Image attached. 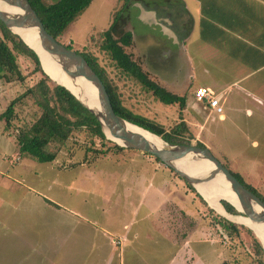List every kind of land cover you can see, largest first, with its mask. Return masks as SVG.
<instances>
[{"label": "rangeland", "instance_id": "1", "mask_svg": "<svg viewBox=\"0 0 264 264\" xmlns=\"http://www.w3.org/2000/svg\"><path fill=\"white\" fill-rule=\"evenodd\" d=\"M170 1L139 3L153 10L154 21L145 18L152 23L139 18L138 2L128 6L133 43L126 50L152 79L185 95L182 108L160 102L101 51L102 32L124 0H91L58 39L96 58L125 107L166 130L183 121L192 144L202 143L264 197V94L242 91L236 61L221 49L213 53L194 32L189 37L194 4L185 0L189 14L185 4ZM18 62L26 78L0 81V113L41 77L28 58ZM256 76L251 79L257 85L264 82V70ZM217 80L228 86L221 97L223 117L194 97L200 86L221 90ZM36 111L26 100L16 105L9 128L0 120V264H264L249 227L233 222L236 234H228L217 215L226 218L192 185L140 150H116L74 131L64 144L51 146V162L19 153L16 133ZM123 237L120 245L115 242Z\"/></svg>", "mask_w": 264, "mask_h": 264}, {"label": "trees", "instance_id": "2", "mask_svg": "<svg viewBox=\"0 0 264 264\" xmlns=\"http://www.w3.org/2000/svg\"><path fill=\"white\" fill-rule=\"evenodd\" d=\"M28 1L36 11L47 32L58 42H60L58 37L65 32L67 27L81 15L91 2V0ZM132 2H138L142 5H155L158 2L169 3L171 1L124 0L122 7L114 13L109 26L102 32L103 39L100 44V49L109 56L117 68L135 79L160 102L168 105L177 103L182 108L186 104L185 95L173 93L167 90L162 84L152 79L142 66L136 60H133L130 53L126 50V48L133 43L132 30L126 29L128 23L127 10L128 6L132 5ZM152 21L150 18L143 20L144 23H152ZM202 23L205 24L204 21H202ZM202 33V38L204 39V31H202ZM65 46L71 49L70 46ZM75 51L86 59V62L102 80L116 114L135 125L161 136V138L170 144H192L190 135L187 133V128L183 121L169 130H166L161 124L140 114H136L125 107L122 104L116 86L108 80L105 70L96 62V58L91 54ZM19 57L28 58L33 63L34 70L41 75L37 81L26 87L23 92L10 100L3 112L0 113V120H4L5 127L9 128L15 117V108L17 104L30 100L37 109L33 114L32 121L29 124L19 127L16 133L15 140L19 153L38 162H51L56 157V150H52L51 146H60L64 144L74 131H82L87 134L92 142L96 139L102 142L107 141L111 143L112 147L116 150L123 149L122 146L105 138L101 126L93 113L88 111L67 89L51 80L43 71L34 51L30 49L18 35L12 33L0 21V81L24 82L26 77L22 73V69L19 65ZM193 145L205 147L200 142ZM143 153L150 155L147 152ZM155 160L159 161L157 158H155ZM230 172L247 189L255 193L264 202V197L256 192L250 184H247L238 173L231 170ZM196 194L199 197V194ZM201 201L204 202L202 199ZM221 204L226 211L234 214L239 213L227 201L221 200ZM209 210L211 211V209ZM217 218L221 219V225L228 234L233 235V233H235L233 232L237 227L235 223L223 219L218 215ZM240 227L246 232L251 233L247 227L242 225ZM252 242L255 246V253L264 257L260 242L257 241L255 237H252ZM218 264L232 263L222 260Z\"/></svg>", "mask_w": 264, "mask_h": 264}, {"label": "water", "instance_id": "3", "mask_svg": "<svg viewBox=\"0 0 264 264\" xmlns=\"http://www.w3.org/2000/svg\"><path fill=\"white\" fill-rule=\"evenodd\" d=\"M0 4L6 8L8 7V10L0 9V21L12 33L18 35L22 41L34 51L43 71L51 80L67 89L88 111L93 113L106 138L107 135L105 130H108L112 136L119 138L122 141L121 144H116L147 152L154 158H157L161 163L183 178L188 184L192 185L208 203L209 201L196 188V185L209 182L215 177V175H222L236 195L241 207L240 212L247 216L251 222L255 224H264V202L255 193L247 189L227 167H224L221 161L215 157L207 147H199L193 144H170L163 138L162 139L166 144L158 146L145 138V136L128 130L126 124L129 121L115 113L102 80L86 62V59L82 57L80 53L73 49H69L61 42H58L47 32L39 16L28 0H0ZM137 6L140 9L139 18L142 19V21L146 17H152V20L155 19V17H153V10L148 11L139 3H137ZM13 28H18L20 30L34 28L37 37L23 38L20 33L13 31ZM44 63L47 65V69H49L51 73L45 70ZM59 71L65 74L66 77L65 79H62V81L59 77ZM81 77L88 80L91 83V86H86L82 83L80 81ZM93 90H95V93ZM94 97L97 104L94 103ZM184 158H190L192 162L197 164L194 168L192 166L188 168L190 171H193L194 174L189 173L185 167H177L175 165L178 161ZM203 161L211 163V166L213 167L208 174H201L200 171H196L199 169L200 165L202 167L205 166ZM221 200L227 201L237 210L230 201L224 198L218 199L219 204H221ZM221 207L226 213H228V215H239L226 211L222 204ZM221 216L234 222L225 215L221 214ZM260 244L264 250V245L261 241Z\"/></svg>", "mask_w": 264, "mask_h": 264}, {"label": "crops", "instance_id": "4", "mask_svg": "<svg viewBox=\"0 0 264 264\" xmlns=\"http://www.w3.org/2000/svg\"><path fill=\"white\" fill-rule=\"evenodd\" d=\"M175 2L185 4L190 14L187 1L175 0ZM188 3L194 4L191 5L194 16L188 15V19L191 20L188 30L191 31L189 37L194 32V36L199 38L204 45L211 46L213 53L221 52L218 50L221 49L223 53H226L225 56L236 61L233 65L239 75L236 80L245 83L244 87H241L242 91L252 95L250 89H253V91H260L264 94V82L257 85L251 79L264 70V62L261 63L264 61V0H188ZM202 31H204V39ZM211 34L215 37L210 38ZM194 51V49L190 51L192 55L188 57L189 60L195 57ZM215 83L219 88L223 87L218 90L223 95L228 86H222L218 80ZM255 99L261 102L257 95ZM120 240V243L115 242L120 245L124 237ZM119 245L116 246L119 247Z\"/></svg>", "mask_w": 264, "mask_h": 264}, {"label": "bare ground", "instance_id": "5", "mask_svg": "<svg viewBox=\"0 0 264 264\" xmlns=\"http://www.w3.org/2000/svg\"><path fill=\"white\" fill-rule=\"evenodd\" d=\"M0 9H7L8 7H4L0 4ZM13 31L18 32L21 34V36L23 38H36L37 37V33L36 30L34 28H28V29H23L20 30L18 28H13ZM23 31V32H21ZM25 33V34H24ZM24 34V35H23ZM45 66V67H44ZM44 68L45 70L49 73H51V71L49 69H47V65L44 63ZM59 77L62 79H65V74H63L62 72L59 71ZM80 81L82 83H84L86 86H91V83L84 79L83 77H81ZM93 88V87H92ZM94 89V88H93ZM93 92L95 93V90H93ZM94 103L97 104L96 99L94 97ZM126 127L128 130L139 133L143 136H145V138H147L148 140H150L151 142L155 143L158 146H163L166 143L164 142V140L159 136L156 135L148 130H145L139 126H136L130 122H127ZM107 138H109L111 141L115 142V143H119L121 144L122 141L119 138H116L114 136H112L108 130H105ZM203 164L205 165L204 167H202L201 165L199 166V169H197V172H201V174H208L213 167L211 166V163L207 162V161H203ZM177 167H185V169L188 170L189 173L194 174L193 171H190L191 166L194 168L197 164L195 162H192L190 160V158H184L180 161H178L175 164ZM196 188L206 197V199L209 201V203L211 204V206L220 214L227 216L229 219H232V221H234L235 223H239V224H243L246 225L247 227L251 228V230L254 232V234H256V236L258 237V239L261 241V243H263L264 245V224H255L253 222L250 221V219L245 216V215H228V213H226L222 207L221 204L218 203V199L220 198H224L228 201H230L236 208L237 210H241V207L238 203V200L236 198L235 193L231 190L229 183L223 178L222 175H215V177L210 180L209 182L203 183V184H199L196 185Z\"/></svg>", "mask_w": 264, "mask_h": 264}, {"label": "built area", "instance_id": "6", "mask_svg": "<svg viewBox=\"0 0 264 264\" xmlns=\"http://www.w3.org/2000/svg\"><path fill=\"white\" fill-rule=\"evenodd\" d=\"M196 101L213 110L217 116L223 117V105L221 104L222 95L212 91L206 86H200L194 92Z\"/></svg>", "mask_w": 264, "mask_h": 264}, {"label": "flooded vegetation", "instance_id": "7", "mask_svg": "<svg viewBox=\"0 0 264 264\" xmlns=\"http://www.w3.org/2000/svg\"><path fill=\"white\" fill-rule=\"evenodd\" d=\"M163 21V20H162Z\"/></svg>", "mask_w": 264, "mask_h": 264}]
</instances>
